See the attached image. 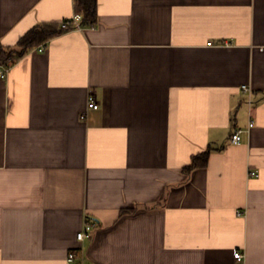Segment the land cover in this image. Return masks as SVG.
<instances>
[{
	"label": "crops",
	"instance_id": "0c3cea01",
	"mask_svg": "<svg viewBox=\"0 0 264 264\" xmlns=\"http://www.w3.org/2000/svg\"><path fill=\"white\" fill-rule=\"evenodd\" d=\"M75 16L0 0V42ZM97 16L0 60V264H264V0H97Z\"/></svg>",
	"mask_w": 264,
	"mask_h": 264
},
{
	"label": "trees",
	"instance_id": "16d2710c",
	"mask_svg": "<svg viewBox=\"0 0 264 264\" xmlns=\"http://www.w3.org/2000/svg\"><path fill=\"white\" fill-rule=\"evenodd\" d=\"M74 10L76 15L81 16L80 25L82 27H92L97 24V0H74ZM61 24L62 22H46L31 28L18 40L16 51L5 48L0 42V60L11 65L34 47L64 32L66 29ZM207 159L208 152L198 153L192 157L191 164L185 167V170L190 173L195 168L205 166ZM135 209L125 208L121 210V214L132 213Z\"/></svg>",
	"mask_w": 264,
	"mask_h": 264
},
{
	"label": "built area",
	"instance_id": "2783aa9c",
	"mask_svg": "<svg viewBox=\"0 0 264 264\" xmlns=\"http://www.w3.org/2000/svg\"><path fill=\"white\" fill-rule=\"evenodd\" d=\"M80 15H76L74 19L72 20H67L62 22L61 26L63 28H65L66 30L68 29H72V28H82V26L80 25V20H79ZM209 45H212V42H208ZM45 47V44H42L40 46H38L36 49L39 51H43ZM9 71V67H1L0 68V77H4L6 76L7 72ZM243 90L245 92H248L249 94H251V88L248 86H243ZM249 102L251 103V99H249ZM87 108L88 109H98L99 108V103L94 95V93L90 92L87 98ZM86 117V113L81 114V118L84 119ZM254 126V121L251 118L248 124V127L243 129V128H237L234 130V132L232 133L230 140L232 143H240L243 139V134L245 133H249L250 129ZM96 227V222H94L93 220H87L83 226V229L77 233V238L81 241L86 240L88 238H91L92 236V232L93 229ZM75 257V253L71 252L69 254V260H73ZM236 260L239 262H242L245 258V254L243 251H239L236 253L235 255Z\"/></svg>",
	"mask_w": 264,
	"mask_h": 264
}]
</instances>
